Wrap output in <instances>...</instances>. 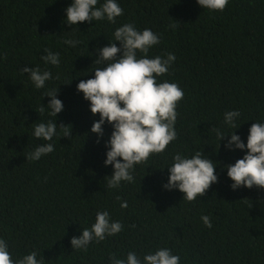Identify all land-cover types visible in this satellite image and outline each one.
I'll return each instance as SVG.
<instances>
[{
    "label": "trees",
    "instance_id": "obj_1",
    "mask_svg": "<svg viewBox=\"0 0 264 264\" xmlns=\"http://www.w3.org/2000/svg\"><path fill=\"white\" fill-rule=\"evenodd\" d=\"M72 2L0 0V238L13 259L35 250L43 264H110V253L126 259L135 251L142 259L169 248L180 264H264V188L233 190L225 167L248 151L225 147L230 132L247 144L251 125L264 123V0H229L223 12L204 9L197 0H117L124 14L115 24L105 18L69 25L66 9ZM104 2L98 0L97 7ZM125 23L160 34L149 58L176 55L158 82L177 83L184 99L177 107V139L135 166L134 183L108 189L114 167L104 163L105 141L114 129L106 122L97 143L91 128L100 115L92 114L77 85L94 78L97 49L110 45ZM66 39L80 43L72 47ZM45 48L60 54L58 67L41 59ZM25 66L50 71L53 79L37 89L30 73L20 72ZM49 90H57L64 104L57 117L49 115ZM232 110L241 114L237 129L224 122ZM50 120L57 123L50 141L55 151L27 161V153L49 143L33 132ZM61 124L72 130L71 138L62 137ZM214 128L227 134L223 140ZM201 149L216 165L218 182L188 202L179 189L163 185L176 153L191 158ZM122 200L127 208L120 207ZM105 210L123 230L93 241L86 252L75 250L72 237L91 228L97 211ZM202 215L210 217L211 228Z\"/></svg>",
    "mask_w": 264,
    "mask_h": 264
},
{
    "label": "clouds",
    "instance_id": "obj_2",
    "mask_svg": "<svg viewBox=\"0 0 264 264\" xmlns=\"http://www.w3.org/2000/svg\"><path fill=\"white\" fill-rule=\"evenodd\" d=\"M198 4L210 11L223 12L229 0H197ZM98 0H73L67 7L66 22L69 25H78L81 22L102 21L105 18L115 24L116 19L124 14L123 8L117 0H105L97 7ZM169 27L176 29V24ZM110 45L98 48V57L94 61L96 67L94 78L81 80L77 91L83 92L84 98L89 100L93 115L99 114L100 119L92 125L91 131L104 135L103 125L107 122L113 126L110 139L105 141L108 148L105 165L114 167L113 173L108 176L107 188L118 189L122 182L134 183L133 172L137 164L146 163L154 154H161L167 146L177 139L175 124L179 113L177 107L184 99V91L175 82H158V78L169 73L176 61V55L168 52L166 56L149 58V51L161 42L160 34L146 28L137 30L134 24L125 23L116 28L114 40ZM116 41L120 42L117 46ZM65 43L75 47L80 42L66 39ZM46 55L41 59L54 66L60 65V54L53 53L45 48ZM142 55L138 57L137 53ZM7 58L6 54L3 57ZM107 63L104 68L99 65ZM21 73H30L29 78L35 88L42 89L48 80L53 79L50 71H41L37 67H23ZM57 90H49L44 96H50L47 107L51 109L49 115L57 117L64 109L62 100L57 98ZM123 105V106H122ZM39 113L44 107L36 109ZM238 110L227 111L224 122L231 128L239 126L236 120L240 117ZM63 135L71 138L72 130L60 125ZM217 137L221 140L227 134L214 128ZM231 137L225 147L229 150H248L243 158L234 164L225 165L228 177L233 181L231 187L236 190L242 186L248 188H264V123L255 122L251 125L247 144L236 132H230ZM35 138L48 141L39 144L34 151L26 154L27 161H39L41 157L55 151L53 137L57 135V123L48 121L35 126ZM122 158V159H120ZM173 163L169 167V178L163 187L167 190L179 189L184 193L183 200L195 201L206 194V190L213 183L218 182L216 165L206 157L203 150H197L191 158L176 153ZM121 200L120 196L116 197ZM121 208H127L128 202L122 200ZM201 220L208 228L212 221L208 215H202ZM123 230V224L113 221L108 211H97L95 222L91 228H83L82 235L73 236L71 245L75 250H88V246L95 241L99 243L107 237L115 236ZM38 252L33 250L28 254L13 259L7 241L0 238V264H43L38 259ZM110 264H180V256L173 254L169 248H159L155 252L143 255L141 259L135 251L127 253L126 259L115 253L109 254Z\"/></svg>",
    "mask_w": 264,
    "mask_h": 264
}]
</instances>
